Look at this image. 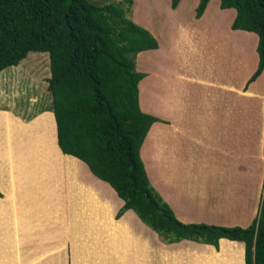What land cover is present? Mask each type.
Masks as SVG:
<instances>
[{
	"label": "crops",
	"instance_id": "crops-1",
	"mask_svg": "<svg viewBox=\"0 0 264 264\" xmlns=\"http://www.w3.org/2000/svg\"><path fill=\"white\" fill-rule=\"evenodd\" d=\"M142 29L150 34L147 25ZM248 33L236 38L238 50ZM173 42L164 53L167 65L156 61L159 45L144 51L152 54L142 60L137 103L155 121L139 158L179 222L245 229L264 178V87H257L264 68L244 88V82L210 75L208 63L171 64ZM256 63L255 55L250 74ZM183 67L188 74L174 72ZM37 93L32 98L40 107L0 106V264H243L242 243L164 244L132 211L116 218L122 201L83 162L60 151L50 96L43 105V85Z\"/></svg>",
	"mask_w": 264,
	"mask_h": 264
},
{
	"label": "trees",
	"instance_id": "trees-1",
	"mask_svg": "<svg viewBox=\"0 0 264 264\" xmlns=\"http://www.w3.org/2000/svg\"><path fill=\"white\" fill-rule=\"evenodd\" d=\"M179 1L169 0L170 8L174 10ZM209 1L198 0L196 19ZM218 1L220 9L235 11L230 30L256 36L257 63L245 88L264 68V0ZM122 5L0 0V71L16 65L28 52L47 53L46 89L57 145L113 189L123 203L116 218L132 211L164 244L187 240L216 248L220 238L239 242L243 264H264V182L256 215L245 229L181 223L150 185L139 150L155 119L139 110L137 83L143 75L134 70L131 57L156 49L157 43L125 18Z\"/></svg>",
	"mask_w": 264,
	"mask_h": 264
},
{
	"label": "rangeland",
	"instance_id": "rangeland-1",
	"mask_svg": "<svg viewBox=\"0 0 264 264\" xmlns=\"http://www.w3.org/2000/svg\"><path fill=\"white\" fill-rule=\"evenodd\" d=\"M88 1L97 6L123 3L122 7L126 10L125 18L141 28L144 24L147 25L150 34L154 33V36L152 34L151 36L161 49L156 54L157 63L167 65L168 55L165 59L164 53L170 41H174L170 44L172 48L169 50L172 52L169 55L171 64H176L180 60L187 62L188 66L196 62L200 65L208 63L206 65L211 69L210 75L234 80L240 84L245 83L249 77V71L256 55L254 52L256 37L253 33H248L249 37H240L238 50L236 38L244 31L229 29L235 11L234 9H220L218 0H212L207 6V14L202 20L194 17L197 4H193L192 0H181L175 10L170 9L169 0H131L133 1L131 6L125 3L126 0ZM173 29H177V34L180 33V29L183 32L180 36H175L171 34ZM200 45L203 48L199 50L197 46ZM151 54L152 52H143L131 57L136 72H144L145 64L142 60H146ZM247 54L249 59L245 58ZM18 63L17 66L0 74V106L17 107L18 110H24L30 102L35 105V98L32 97L35 94L39 96L37 91L40 90L41 85H43V105L48 103L49 93L45 86L49 74L47 53L28 52ZM188 71V67L174 70L176 74H188ZM39 80H43V84ZM253 85L257 86V84ZM257 87L258 89L264 87V77L260 78ZM41 104L37 103L35 107H40ZM240 122L242 127L243 117ZM146 150L148 152V149ZM263 182L264 178L262 185Z\"/></svg>",
	"mask_w": 264,
	"mask_h": 264
}]
</instances>
